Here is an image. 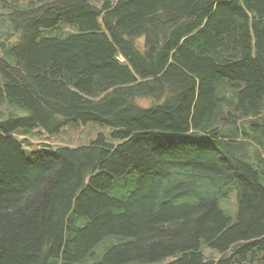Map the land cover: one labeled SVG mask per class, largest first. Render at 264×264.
I'll return each instance as SVG.
<instances>
[{"label":"trees","instance_id":"1","mask_svg":"<svg viewBox=\"0 0 264 264\" xmlns=\"http://www.w3.org/2000/svg\"><path fill=\"white\" fill-rule=\"evenodd\" d=\"M57 262L264 264V0H0V264Z\"/></svg>","mask_w":264,"mask_h":264},{"label":"rangeland","instance_id":"2","mask_svg":"<svg viewBox=\"0 0 264 264\" xmlns=\"http://www.w3.org/2000/svg\"><path fill=\"white\" fill-rule=\"evenodd\" d=\"M110 131H111L110 128L94 123H89L86 125L79 124L73 126H66L59 133L54 135L39 134L38 136L32 137L30 142L32 145L35 146L40 143L41 144L47 143L50 147H57V146L77 147L88 144L89 141L95 138L98 133L107 134ZM223 206L229 210H232L234 208L233 194H230L227 197V199H225V201L223 202ZM102 252L103 251L100 249L97 252L98 254L97 257L100 256ZM210 254L212 258L217 259L218 255L214 253H210ZM55 264H59V263L57 262Z\"/></svg>","mask_w":264,"mask_h":264}]
</instances>
